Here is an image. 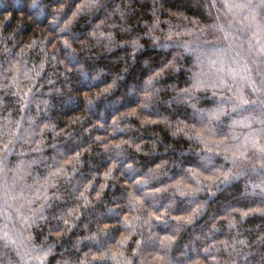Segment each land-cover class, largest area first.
<instances>
[{"label": "trees", "instance_id": "16d2710c", "mask_svg": "<svg viewBox=\"0 0 264 264\" xmlns=\"http://www.w3.org/2000/svg\"><path fill=\"white\" fill-rule=\"evenodd\" d=\"M0 264H264V0H0Z\"/></svg>", "mask_w": 264, "mask_h": 264}, {"label": "rangeland", "instance_id": "374dc122", "mask_svg": "<svg viewBox=\"0 0 264 264\" xmlns=\"http://www.w3.org/2000/svg\"><path fill=\"white\" fill-rule=\"evenodd\" d=\"M218 59L220 62V64H218L220 66V68H219V66H217L218 71L215 72L212 76H210L211 82L212 81L213 82L216 81V82H220V83L222 82V84L227 83V82L231 83L233 81V78L235 79L237 77L236 72L235 71L233 72V70L229 66H227V67L223 66L222 65L223 60L221 57H219ZM233 65H235V64H233ZM208 80H209V78L206 79V81H208Z\"/></svg>", "mask_w": 264, "mask_h": 264}]
</instances>
